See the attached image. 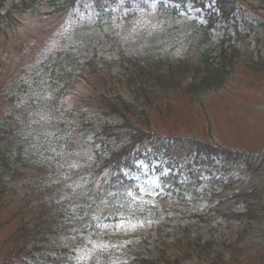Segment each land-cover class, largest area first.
Segmentation results:
<instances>
[{
    "label": "trees",
    "instance_id": "trees-1",
    "mask_svg": "<svg viewBox=\"0 0 264 264\" xmlns=\"http://www.w3.org/2000/svg\"><path fill=\"white\" fill-rule=\"evenodd\" d=\"M63 1L15 4L0 16V34L13 25L14 16L36 15L48 7L50 15H56L63 10ZM254 1L264 5V0ZM159 9L168 12L172 8L160 4ZM232 9L231 0H216L206 17L207 25L194 32V43L179 50L151 47L126 55L117 46L104 51L111 41H98L84 55L70 48L58 49L46 63L45 75L56 91L51 97L5 107V95L0 102V207L13 205L7 221H14L15 226L0 241V264H62V257L68 259L80 244L81 227L94 228L97 221H116L120 216L141 220L146 211L149 215L151 210H145L144 203L128 199L125 189L129 184L122 173L126 155L131 159L142 153L145 163L163 158L165 166L175 172L158 179L162 187L168 181L171 185L159 196L154 216L170 215L176 224L165 236L157 229L150 244L145 240L113 248L116 257L130 264H247L244 257L252 251L251 234L256 232L262 237L258 242L264 241V191L255 184L263 177L253 184L246 177L237 182L210 179L211 184L199 192L192 190V185L201 183L195 170L191 178L184 175L181 179L180 169L189 166L191 159H201L199 153L206 147L198 140L161 136L151 125L163 117L175 97L194 104L202 95L224 87L236 65L256 70L252 52L246 54L235 46L229 33L212 40L214 29L229 25ZM234 35L239 32L235 30ZM69 81L88 86V93L77 103L69 102L70 92L65 89ZM40 113H47L44 124L58 128L55 136L36 129ZM72 118L79 129L86 130L78 131ZM97 124L101 129L94 136L99 146L92 158L74 169L57 165L58 151L69 147L73 138L75 145H81L82 136L91 135ZM174 154L178 156L175 160ZM239 162L244 164L245 158ZM155 171L160 172V166ZM19 183L23 191L11 197ZM186 187L190 195H201L204 204L195 205V199L186 198ZM222 225L231 230L228 237L216 235ZM100 253L92 250L87 263L104 264L107 256Z\"/></svg>",
    "mask_w": 264,
    "mask_h": 264
},
{
    "label": "rangeland",
    "instance_id": "rangeland-1",
    "mask_svg": "<svg viewBox=\"0 0 264 264\" xmlns=\"http://www.w3.org/2000/svg\"><path fill=\"white\" fill-rule=\"evenodd\" d=\"M19 1L21 0H0V15H6L10 7ZM156 1L77 0L68 10L63 11L61 16L50 17L47 21L43 20L47 15L44 16L42 13L34 16L27 13L21 17L14 16L11 21L15 23L8 29L4 28V32L0 34V100H5L7 95L9 103L5 107H9L10 104L17 106L26 99L39 98L43 94L41 93L43 85L41 81L32 80L31 74L59 48H70L75 53L84 55L98 41L104 43L111 41L104 46V51L119 46L126 55H137L138 50L151 47H161V51L169 47L183 49L185 45L194 43L193 34L198 25L205 24L206 12L215 0L211 3L200 0L199 2L204 4L203 7L191 0H180L181 4H171L178 9L176 14L159 10ZM231 2L233 11L230 16L233 20L229 21L230 26L226 28L227 33L231 35L229 38L235 39V46H241L242 50L247 51L246 54L252 52L253 57L261 56L259 59L264 63V5L254 0H231ZM60 22L61 25L56 28ZM235 28L239 36L234 35ZM224 32L225 30L221 28L214 30L213 40L220 39ZM230 43L234 42L230 41ZM20 80L22 83H19ZM36 82L40 84L34 85ZM20 86L25 87V93ZM44 89L46 91L48 88L44 87ZM87 89L88 86L80 82L72 83L68 97L69 102L71 100L70 104L77 103L85 96L88 93ZM47 120V113L38 114L39 124L36 129L47 130L55 136L57 133L55 130L58 129L44 124ZM71 120L73 123L76 122L75 118ZM81 125L86 126L85 123ZM151 125L161 136H178L189 141L198 140L212 147L213 150H220L221 153L226 154L229 159L222 158L223 162L219 163L210 162L208 159L196 161L195 165H202L206 171L203 174L204 178L227 177L228 171L244 172L242 165L237 169V162H231L230 159L235 155L246 158L247 155L252 154L264 156V64L258 66L256 71L248 70L241 64L236 65L224 87L214 93L202 95L194 104L182 96L175 97L173 105L163 113V117L154 119ZM74 126L78 131L85 129L82 127L79 129L77 122ZM96 126V130L95 127L91 129L90 142L97 139L93 135L101 129L100 124ZM75 141L76 138H73L69 147H63L58 151L57 165L70 168L88 159L83 157L85 153H90L91 145L87 144L84 149V144L75 145ZM187 153L188 151L185 154ZM191 161L195 162L193 159ZM246 161L252 160L248 158ZM139 164L140 162H137L135 167L137 168ZM157 164L153 162L151 166L156 167ZM149 170L143 165L140 172L129 173L127 179L131 180L132 184L126 187L127 192L132 193L131 196L128 195L131 202L137 203L141 200L151 204L152 210L147 222L121 218L116 225H101L97 222L96 229L84 228L88 232L79 236L84 243V249L79 248L76 251V256L70 264H80L81 259H84L91 249L108 248L110 245L139 244L138 242L142 240L151 243L157 229H160L161 236L172 230L176 221L171 220L170 216L165 217L160 214L157 218H152L155 214L154 202L156 203L155 199L159 192L157 179L168 169L164 168L153 176L148 175ZM262 172L264 177V170ZM179 178L185 179L182 174ZM153 181L155 184L152 183ZM261 183L264 190V180ZM206 186L207 184L203 183L197 187L192 185L191 188L199 192ZM23 187V184L19 183L11 191L10 196L14 197L18 192H22ZM141 189L145 191L155 189V191L147 195ZM186 189L189 187L183 192L189 194ZM187 198L195 199L193 202L195 205L204 204L201 195L189 194ZM11 208H13L12 204L0 207V240L14 229V221H7L13 214ZM230 233L229 227L222 225L216 235L228 237ZM260 236L256 232L251 234L252 251L244 257L245 263L264 264V241L258 242L262 239L259 238ZM254 253L257 254L253 255Z\"/></svg>",
    "mask_w": 264,
    "mask_h": 264
},
{
    "label": "snow or ice",
    "instance_id": "snow-or-ice-1",
    "mask_svg": "<svg viewBox=\"0 0 264 264\" xmlns=\"http://www.w3.org/2000/svg\"><path fill=\"white\" fill-rule=\"evenodd\" d=\"M152 183L155 184V181H153ZM141 190H142V191H145L144 189H141ZM145 194H147V195H151V194H153V192L149 190V191H145ZM128 195L131 196L132 193L129 192Z\"/></svg>",
    "mask_w": 264,
    "mask_h": 264
}]
</instances>
